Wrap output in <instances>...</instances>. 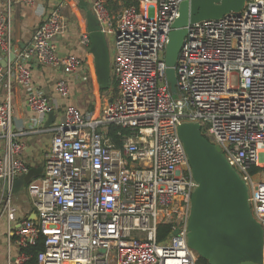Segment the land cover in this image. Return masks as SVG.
<instances>
[{"label":"built area","instance_id":"built-area-1","mask_svg":"<svg viewBox=\"0 0 264 264\" xmlns=\"http://www.w3.org/2000/svg\"><path fill=\"white\" fill-rule=\"evenodd\" d=\"M66 1L57 0L30 45L0 66V179L9 185L27 173L20 158L24 145L11 130L12 86L24 88L38 126L53 106L31 85V65L82 77V60L59 55L53 43L66 30ZM182 1L90 0L97 28L110 40L115 93L96 114L63 108L49 130L43 174L26 186L32 217H17L11 194L1 189L7 243L18 249L5 264H26L24 250L40 236L35 264H195L187 220L196 183L177 135L182 123H197L220 148L244 181L250 212L264 233V0H245L238 13L186 27L173 95L164 50ZM89 42L88 33H80L79 43ZM13 48L8 0L0 12V53L8 56ZM55 91L69 95L64 80ZM112 125L129 130L119 146L106 135ZM162 224L170 233L159 242Z\"/></svg>","mask_w":264,"mask_h":264},{"label":"water","instance_id":"water-1","mask_svg":"<svg viewBox=\"0 0 264 264\" xmlns=\"http://www.w3.org/2000/svg\"><path fill=\"white\" fill-rule=\"evenodd\" d=\"M244 4L245 0H184L180 3L164 50L165 78L171 94H176L174 67L186 27L220 19L230 12L238 13ZM95 24L93 15L89 14L90 51L98 83L105 88L111 84L110 51L103 33L95 30ZM21 49L13 48L0 64L5 66L14 61ZM54 119L53 112L49 113L44 127ZM177 135L196 183L190 198L187 246L207 264H263L264 233L250 212L244 181L228 164L220 148L202 135L197 123L178 125ZM23 185L22 178H16L10 185L0 179V189L5 193H17Z\"/></svg>","mask_w":264,"mask_h":264},{"label":"crops","instance_id":"crops-1","mask_svg":"<svg viewBox=\"0 0 264 264\" xmlns=\"http://www.w3.org/2000/svg\"><path fill=\"white\" fill-rule=\"evenodd\" d=\"M7 1L8 0H0V12H3L6 9ZM9 1L12 21V45L14 49L22 48V51L30 45L33 32L40 25L42 19L49 14L50 10L57 6L58 2L57 0H36L35 4L31 6L24 3H18L16 0ZM90 8V0H67L62 10L66 30L63 34L58 35L53 39V43L55 44L59 55H75L82 60L83 68L79 72L82 71L81 76L85 77V79H81L82 77H76L71 74H65L61 70L53 69L47 65H31V85L35 89L43 91L45 96L48 97L50 104L53 106L54 122L48 127H44L47 120L46 116L43 122L36 126L33 123V119L36 118V115L27 108L25 98L26 92L24 88L15 84L11 88L10 101L13 108L11 130L14 134V138L24 145L20 158L27 166L26 174H28L30 169H32L33 175L38 174V177H40L39 174H43L44 157L50 149L52 137L49 130L60 120L63 108L68 105H77L82 109L85 99L90 97L86 93L90 91L93 99L94 97H97L95 89H102L96 78L95 62L94 56L90 51V42L87 47H83L79 43L80 33H88V15H92ZM95 30L101 31L97 28L96 24ZM104 38L111 56L112 50L110 47V40L105 35ZM4 57L5 55L0 53V62ZM6 65L2 66L0 64V66L4 68ZM59 80H64L68 85L69 95L66 98L61 97L55 91V84ZM111 84L108 86L109 88L107 90L102 91L101 93L105 95L111 93L110 97H112L115 92ZM110 97L105 99L103 97V99L109 100ZM3 98L4 89L0 86V100ZM96 99L98 102V97ZM90 112L96 114L99 111L96 112V110H94ZM25 190L26 189L22 186L19 191V193L22 192V194L17 192L14 199L13 194H11V201L16 208L17 217H32L33 215L31 201L29 197L25 196ZM20 196H22L23 200L26 199V205L18 203L17 200ZM17 252L18 249L15 244L10 243L8 246L6 238V222L5 217L2 215L0 216V264L6 263L7 254L14 257Z\"/></svg>","mask_w":264,"mask_h":264},{"label":"trees","instance_id":"trees-1","mask_svg":"<svg viewBox=\"0 0 264 264\" xmlns=\"http://www.w3.org/2000/svg\"><path fill=\"white\" fill-rule=\"evenodd\" d=\"M112 88H114V92H115V84L112 81ZM109 87L107 88H102V91L107 90ZM117 133H119L120 135H117ZM129 134V130L126 128H121L118 126H109L107 129V137L110 138V140L114 143L115 146H119L120 145V140L121 137L123 135H128ZM204 136V135H203ZM205 137V136H204ZM206 138V137H205ZM32 169L29 170L28 174L26 175H22L18 178H22L24 181V185L23 187L26 189V186L29 184V182L32 179H35L36 177H38L37 175H33L32 173ZM253 172V171H252ZM42 174H39V176H41ZM170 233V226L168 224H162L159 225L157 227V241H163ZM42 237L40 236L39 239L35 242V244L27 247L24 252L25 254L29 255V261L26 264H35V257L37 255V253H39L42 250ZM195 264H207V262L205 260H203L202 258H197Z\"/></svg>","mask_w":264,"mask_h":264},{"label":"rangeland","instance_id":"rangeland-1","mask_svg":"<svg viewBox=\"0 0 264 264\" xmlns=\"http://www.w3.org/2000/svg\"><path fill=\"white\" fill-rule=\"evenodd\" d=\"M97 89V88H96ZM95 89V93L97 92V97H98V102H97V97H94L93 99H92V96H91V93H90V91H88L86 94L88 95V96H90V97H88L87 99H85V101H84V103H83V106H82V109L80 108V107H78L77 105L75 106V105H73V106H75V107H78L82 112H90V111H94V110H96V112L97 111H99L98 110V108L100 109V107L105 103V98H109L110 96H111V93H109V94H107V95H105V94H102L101 92H102V90L100 89H98V90H96ZM68 90H69V88H68ZM103 97H104V99H103ZM174 98H177V96H174ZM205 135V134H204ZM205 137L209 140V141H212V139H211V137H209L208 135H205ZM26 191V190H25ZM24 191V192H25ZM19 193V192H18ZM19 194H22V192H20ZM18 194V195H19ZM24 194V193H23ZM15 196H16V193H14L13 194V199L15 198ZM25 196L26 197H28L27 195H26V192H25ZM28 200V199H27ZM18 203L19 204H24V205H26V199L25 200H23L22 199V196H20L19 198H18Z\"/></svg>","mask_w":264,"mask_h":264}]
</instances>
